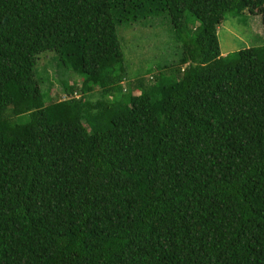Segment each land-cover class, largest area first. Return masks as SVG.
I'll return each mask as SVG.
<instances>
[{"label":"trees","instance_id":"trees-1","mask_svg":"<svg viewBox=\"0 0 264 264\" xmlns=\"http://www.w3.org/2000/svg\"><path fill=\"white\" fill-rule=\"evenodd\" d=\"M245 8L264 23V0H0V264H264V44L217 36ZM159 10L200 21L177 78L124 80L117 24ZM46 49L84 74L64 98Z\"/></svg>","mask_w":264,"mask_h":264},{"label":"rangeland","instance_id":"rangeland-1","mask_svg":"<svg viewBox=\"0 0 264 264\" xmlns=\"http://www.w3.org/2000/svg\"><path fill=\"white\" fill-rule=\"evenodd\" d=\"M185 18L187 27L181 34L174 29L166 10L117 24L123 62L126 66L127 77L124 80L134 82L136 78L142 77L144 85H149L177 78V60L182 50V38L193 35L194 28L200 25V21L190 11H185ZM217 36L222 55L244 46L264 44L262 15L256 8H245L240 12L226 11L217 26ZM35 76L47 101L68 96L64 89L65 84L75 82L79 87L84 78L83 73L65 64L51 49L37 54ZM124 80L122 85L126 87L128 82ZM140 90V87H135L131 92ZM99 96L97 88L84 95L90 102ZM6 110L8 108L1 111V115H4ZM27 115H14L13 119L24 121ZM84 123L89 129H92L93 124L98 128L105 126L104 119H98L92 124L85 121Z\"/></svg>","mask_w":264,"mask_h":264}]
</instances>
